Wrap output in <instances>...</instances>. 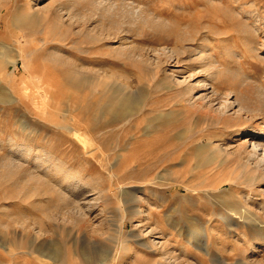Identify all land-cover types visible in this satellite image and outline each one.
<instances>
[{
    "label": "rangeland",
    "instance_id": "1",
    "mask_svg": "<svg viewBox=\"0 0 264 264\" xmlns=\"http://www.w3.org/2000/svg\"><path fill=\"white\" fill-rule=\"evenodd\" d=\"M107 1L125 13L88 17L85 2L0 0V264H156L163 252L176 264H264L263 171L214 149L248 124L264 130L263 118L199 120L168 77L173 68L179 79L197 71L188 53L203 45L206 63L224 71L213 80L219 90L264 87V0ZM127 4L198 29L181 62L119 54L112 34L92 41L120 20L131 44L172 45L132 25ZM78 206L85 216L76 222L69 213ZM39 221L55 227L36 234Z\"/></svg>",
    "mask_w": 264,
    "mask_h": 264
},
{
    "label": "bare ground",
    "instance_id": "2",
    "mask_svg": "<svg viewBox=\"0 0 264 264\" xmlns=\"http://www.w3.org/2000/svg\"><path fill=\"white\" fill-rule=\"evenodd\" d=\"M66 1L72 2L74 5L82 4L84 2H85V4L87 3L86 6L89 7L88 12H90L89 14H87V15H89L88 17H91V15L95 14V12H93L94 10H96V11L100 10V13L103 14V15L99 14L101 18L105 17L107 15H110V13L113 14L114 16H121V14L125 13L124 8H123L124 5L119 4V2L118 3L117 2H110L107 0H66ZM128 4H127L128 9L132 10V12L134 14V17L132 20V25L134 23L135 25H137L136 27H139V28L146 27L152 32V34H159L160 36H163V37H166L167 39L173 40L172 45L155 43L152 45L143 46V45H138V44L137 45L131 44L130 36H128L129 30L126 28V25H129V23L126 24V23H123V21L120 22V20L116 21V22L111 21L109 23L108 27L106 26L108 29V30L107 29L106 30L108 32L106 31L107 33L104 35V33H103L104 31H103L102 32L103 34H101L102 36L100 35L101 37H99L98 35L97 36L93 35L92 41H100L101 42L102 40H106V39L109 40V38L111 37L109 35L112 34L113 37L119 39V43H120L119 46L117 44V48H114V51L119 53V54H125L126 56H136L137 57L136 59L145 58V60H151V61H154V59H157V61H158L160 58H164V61L167 62L166 64H171L172 62L174 64H176L178 62H181L180 58L178 57L179 54L184 52L185 50H189V48H190V46L185 45L184 43L191 41L196 35H198L199 34L198 29H193V28L191 29V27L189 28L188 26H185V25L183 27H179L178 25H176L173 22L166 19L161 14L156 13L153 10L151 11L145 5L144 6L142 5L141 7H138V6H135V7L130 6L129 7ZM96 8H98V9H96ZM78 11H79V13H78ZM78 11H77V13L80 15L79 17H81V18H83V16L85 17V15H86L85 13H84L85 14L84 15L82 12H80V10H78ZM86 13H87V11H86ZM110 17H111V15H110ZM84 19H86V18H84ZM125 21H126V19H125ZM239 27H240V25H239ZM104 29L102 28V30H104ZM214 32H216V31H214ZM165 41L168 42V40H165ZM192 55L194 56L193 60H195V62L199 63V69L196 68L197 71H195V72L190 71V73H188L186 76H182V78L179 79L177 77V75L175 74V71L173 68V69H171L172 74L168 75L169 81L172 83V85L178 88L177 93H178V95L181 96L180 100H184L189 105V109H190L191 113H194V114L198 113L199 114L198 115L199 120L203 119V116H208V118L211 117L212 121H214L216 125H219L220 123L225 122V120H230L231 118H240L243 115L245 117L248 116L249 119H253L255 117L261 116L264 120V87L263 86H261V85L257 86L256 85L255 88L254 87L251 88L250 92H247V93L236 90L235 88H228L225 91H221L213 83V80L220 79V78L222 79L223 78L222 75L224 74L223 73L224 71L220 70L219 67L213 66L214 62L206 63L208 58L210 57V55L208 53V49L204 48L203 45H198L195 48V51L193 53H188V57L192 56ZM139 61H141V60H139ZM207 64H210V66H213L209 69V71H206V69H205V66H207ZM173 66H176V65H173ZM165 71L166 70H164V73H165ZM227 74H228L227 76H229V74L231 75L232 73L227 72ZM199 75H202V76H199ZM200 112H203V113L200 114ZM263 124H264V122H263ZM260 130L261 129H258V127H254L253 125L248 124L244 128L237 129L233 132V135L231 136V138L229 140V144H227V146H229L230 150H228L229 148L227 146H224L225 147L224 148L222 146V144L216 145V147L214 149L215 150H225L227 153H238L242 158L244 156V158L247 160L248 164H251L255 169H259V170L263 171V174H264V130H261V131ZM250 135H252V136L250 138H247V136H250ZM78 136H80L82 138V142H83V146H84V152L88 153V152L92 151L94 148L92 141L88 137H86L85 135L78 134ZM219 137H221V135H216L214 138H219ZM243 137H246V139H244L243 143L241 142L242 143L241 144L239 142L238 144H236V142H238V140H240V138H243ZM233 141H234V144L232 143ZM28 152H29V150H28ZM5 161L6 160H4V162ZM17 162H18V160H17ZM32 162H34L36 165L39 166V165L44 164L45 161L41 160L39 157H37V155H35L32 159ZM6 164L8 166L7 168L10 167L14 173L20 172V169L22 167L19 163H16L13 161H9ZM57 165H58V163H57ZM29 168L31 170V167H29ZM42 168H43V166H42ZM37 169L38 168H36V170ZM12 171H11V174H12ZM56 171H60V170L57 169ZM260 173L261 172H259V174ZM23 174L25 175V177L30 176L32 178H39L37 176L38 174L35 173L36 174L35 175L32 172H30L28 169H25L23 171ZM22 180H20V181H22ZM36 180H38V179H35V181ZM42 180L45 183L44 179H42ZM252 180H254V179H252ZM43 182H42V184H44ZM16 183H18V182H16ZM18 184H20V183H18ZM23 186H25V185H23ZM24 192L26 193V191H24ZM62 196H63V194H62ZM72 207H73V205H72ZM223 208L224 207L221 206L219 209L222 210ZM81 209H82V207L78 206V208H76L75 210H72V212L69 213L74 218V219L73 218L72 219L76 222L78 220V217H80V219H82L85 216L84 210H81ZM222 211H220V214ZM227 212H228L227 217L232 215L233 205H232L231 209L228 210ZM139 213H141V211H139V210L136 211V214H139ZM67 214H68V212H67ZM242 219H244V218H242ZM50 220L48 219L47 222ZM54 220H55V218H54ZM36 222H37V220H36ZM55 223H57V222H55ZM227 223L233 224L234 220H227ZM16 224H18V223H16ZM23 224H24V222H23ZM28 224H30V223H28ZM41 225L42 224L39 221V225L37 228L38 230L37 231L35 230L36 234H38L40 232H44V228H45V230L47 227L53 228L54 224H51V223L45 224L46 226H43V227ZM21 227H23V225ZM30 227H32V225ZM54 227H55V225H54ZM24 228H25V225H24ZM33 228L35 229V226ZM47 232L49 233V231H46V233ZM147 232L149 234H151V230H149ZM35 237H36V239L38 238L37 235ZM153 240H152V242H153L152 244H155L156 247L158 245V247L161 250L164 249L163 248L164 245H163L162 241L160 242L158 240L155 242ZM37 243H35V244H37ZM145 244L143 243V247L145 246L148 248V246ZM155 245H154V247H155ZM161 250H160V252H161ZM255 250H256L255 246H251L248 253L254 252ZM162 254H163L162 258L164 259L163 263L161 261H159L156 264H165V263L166 264H176L177 263V258L171 259V257H169V255L166 254L165 252H163ZM40 260L44 264H47V260L45 258L40 257ZM242 263L244 264V262H242Z\"/></svg>",
    "mask_w": 264,
    "mask_h": 264
}]
</instances>
